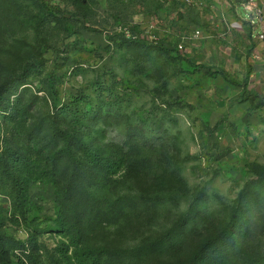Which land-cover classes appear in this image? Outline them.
Segmentation results:
<instances>
[{"label":"rangeland","instance_id":"obj_1","mask_svg":"<svg viewBox=\"0 0 264 264\" xmlns=\"http://www.w3.org/2000/svg\"><path fill=\"white\" fill-rule=\"evenodd\" d=\"M241 1L235 15L251 19ZM84 2L76 9L54 0L73 14L64 20L36 19L26 0H0V83L8 75L25 83L0 107V169H12L8 151L22 156L12 173L28 193L24 222L10 179L0 177V232L23 242L33 234L25 258L34 262L78 264L79 251L59 228L76 218L93 249L168 233L191 245L216 234L235 211L227 245L241 243L264 264V81L241 87L221 76L222 69L245 73L231 50L235 36L219 38L222 6L190 16L171 11L168 0ZM84 18L94 28L85 29ZM155 20L163 28L149 32L148 42L121 37L120 25L146 32ZM163 37L160 48L154 41ZM53 117L72 131L94 129L100 153L139 162L125 168L132 188L119 197L68 191L69 166L49 157L60 145L43 122ZM19 252L12 251L14 263Z\"/></svg>","mask_w":264,"mask_h":264},{"label":"trees","instance_id":"obj_2","mask_svg":"<svg viewBox=\"0 0 264 264\" xmlns=\"http://www.w3.org/2000/svg\"><path fill=\"white\" fill-rule=\"evenodd\" d=\"M35 10V18L41 15L52 18L69 20V13L54 0H26ZM71 4L80 9L84 6V0H70ZM121 37L129 42H148L147 37H141L144 32L139 31L136 26L131 24L120 25ZM85 29L94 28L90 23L83 20ZM127 31L130 33L127 34ZM167 35V34H165ZM164 35V36H165ZM134 36H136L134 38ZM165 37L155 39V45L164 48ZM152 43V42H151ZM181 52V51H180ZM182 53V52H181ZM188 57L189 53H182ZM225 81L232 85L247 87L251 69L248 67L246 74L234 77L230 72L222 69L219 71ZM25 83L19 76L8 75L0 83V107L7 109L6 94L11 90L18 91ZM26 88V87H23ZM20 97V94H17ZM53 117L45 119L47 128L53 133L54 137L60 141L57 149L52 151L50 158L64 160L69 166V177L67 179V189L71 192L91 191L99 193H111L119 197V193L132 188L131 179L127 177L126 167L136 166L139 162H131L125 158L123 153H113L109 149L100 153V149L95 142L94 129L87 131H72L69 126H63L58 119ZM7 164L12 169L4 166L0 169V177L6 176L10 179L16 194L17 205L20 210L21 218L26 221V203L28 193L22 182L12 173L21 165V158L17 152L8 151ZM58 183L56 182V185ZM90 194V193H89ZM119 202H116V206ZM124 208V205H123ZM123 209L117 210L120 214ZM123 215V214H122ZM118 215L117 218L122 216ZM238 215L235 211L230 215L224 226L213 235L202 233L199 239L191 245L184 243V236H177L173 233L159 235L154 239L137 242L133 245H103L94 243V249L87 244L84 239L85 223L81 218H76L69 227L60 226L61 232L70 236L71 244L79 251L77 257L78 264H262L251 252L241 243L227 245L229 238L234 232ZM199 230V227H196ZM35 239L33 234L29 235L26 241H21L0 232V264H40L34 262L31 257H26V252L32 249ZM20 250L16 256V262L12 259V251ZM28 258V259H27Z\"/></svg>","mask_w":264,"mask_h":264},{"label":"crops","instance_id":"obj_3","mask_svg":"<svg viewBox=\"0 0 264 264\" xmlns=\"http://www.w3.org/2000/svg\"><path fill=\"white\" fill-rule=\"evenodd\" d=\"M238 1L239 0H191L190 3H187L185 0H168V2L173 4L171 5V11L178 12L179 14L187 12L190 16L193 13H201V9L204 7L211 8L222 6L220 22L219 25H216L221 27V30L219 29V38L222 39V43H230L234 39L233 36H235L236 40L232 43L233 49L231 50L235 53L237 61L244 66V75L248 67H250L251 74L249 80L253 79L256 82L262 83L264 81V41L257 38L259 28L257 25L251 23L252 19L242 20L235 15V8ZM227 11L231 12L230 14L232 15L226 16L225 12ZM214 22V19H210L208 24L212 25V30H218L220 27H215ZM181 23L185 25V21L183 22L182 20ZM185 26H178L176 29H180V34L184 36V38L181 36L183 39H185ZM210 27H208V29H210ZM157 28L160 29L163 27L161 24H158ZM254 31H256L255 34ZM199 32V30L196 31L198 34ZM164 33L168 35L170 32L165 29ZM209 34L212 35L211 33ZM220 48H222V46H220ZM256 55L260 58L255 59Z\"/></svg>","mask_w":264,"mask_h":264},{"label":"built area","instance_id":"obj_4","mask_svg":"<svg viewBox=\"0 0 264 264\" xmlns=\"http://www.w3.org/2000/svg\"><path fill=\"white\" fill-rule=\"evenodd\" d=\"M187 3H190L191 0H185ZM241 5L244 7V9L250 13L251 15V23L254 25H257L259 28V31L257 33V38L261 41H264V0H243ZM254 19V20H253ZM158 26L157 20L152 21L149 27L147 28V31L142 33L141 37H149V32L155 30ZM127 34L130 33L127 31ZM136 36H134L135 38ZM184 38V37H183ZM182 38V39H183ZM179 50L182 53H189V50L184 46L179 44ZM260 57L258 55L255 56V59H259Z\"/></svg>","mask_w":264,"mask_h":264}]
</instances>
